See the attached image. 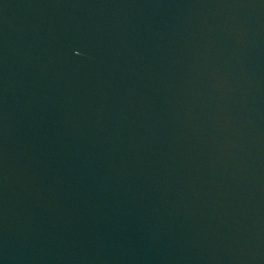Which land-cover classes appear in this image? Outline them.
Returning <instances> with one entry per match:
<instances>
[{
  "label": "water",
  "instance_id": "95a60500",
  "mask_svg": "<svg viewBox=\"0 0 264 264\" xmlns=\"http://www.w3.org/2000/svg\"><path fill=\"white\" fill-rule=\"evenodd\" d=\"M0 264H264V0H0Z\"/></svg>",
  "mask_w": 264,
  "mask_h": 264
}]
</instances>
